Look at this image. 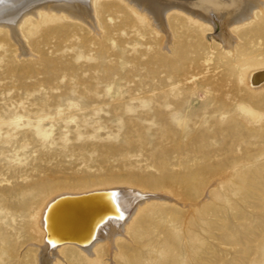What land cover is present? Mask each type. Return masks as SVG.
Segmentation results:
<instances>
[{"label": "rangeland", "instance_id": "rangeland-1", "mask_svg": "<svg viewBox=\"0 0 264 264\" xmlns=\"http://www.w3.org/2000/svg\"><path fill=\"white\" fill-rule=\"evenodd\" d=\"M96 5L92 28L52 8L41 12L31 34L19 30L25 51L0 28V212L16 203L14 192L41 180L49 197L68 190L63 180L143 177L148 156L164 149L173 162L194 165L191 264H264V90L241 71L262 51L241 32L264 27V10L253 26L231 31L173 9L164 32L128 0ZM182 129L191 137L178 141V154L160 134ZM11 230L0 215V235ZM10 240L0 264L110 261L106 245L90 261L26 235Z\"/></svg>", "mask_w": 264, "mask_h": 264}, {"label": "bare ground", "instance_id": "bare-ground-1", "mask_svg": "<svg viewBox=\"0 0 264 264\" xmlns=\"http://www.w3.org/2000/svg\"><path fill=\"white\" fill-rule=\"evenodd\" d=\"M128 1L145 10L162 31L166 13L173 9L191 12L194 19L202 20L210 27L216 23L226 25L229 30L232 28L231 31H242L254 24L261 9L264 10V0ZM97 2L0 0V28L10 31L21 45L20 49L25 51L19 30L26 27L30 31L28 34H31V20L40 18L41 12H50L52 8L57 10L52 12L59 11L64 18L76 19L92 28L96 24ZM255 28L241 33L262 51L256 55L257 60L244 63L241 71L243 75L247 73L248 84L264 90V27L258 25ZM220 39L226 44L227 52H233L231 40L227 36ZM239 110L252 119L259 116L251 107L241 105ZM160 135L163 140L172 141V148L178 154L181 150L178 141L191 137L184 133V129L162 132ZM170 154L164 149L148 154L151 160L145 161L147 163L143 169L148 172L143 177L127 174L63 180L64 184L67 182L68 190L63 188V191H56L49 197H45L46 181L41 180L14 192L16 203L4 205L0 215L9 223L12 229L10 234L17 242L26 235L30 240H40V244L43 243L46 248L53 247L55 254L72 251L94 261L97 259L96 250L106 245L109 264H191L194 256V165L189 164L191 161L173 162L169 158ZM120 183L127 184L128 188L136 184V189L115 186ZM64 184L62 187L66 188ZM10 234L5 238L0 235V250L7 244L11 247L14 245ZM46 238L49 242H46Z\"/></svg>", "mask_w": 264, "mask_h": 264}]
</instances>
